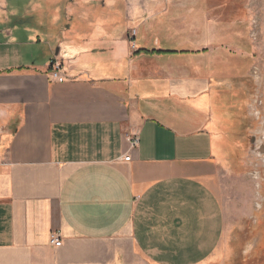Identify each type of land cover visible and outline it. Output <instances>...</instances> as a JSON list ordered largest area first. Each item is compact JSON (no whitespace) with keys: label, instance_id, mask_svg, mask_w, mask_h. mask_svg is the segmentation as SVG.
I'll list each match as a JSON object with an SVG mask.
<instances>
[{"label":"crops","instance_id":"crops-1","mask_svg":"<svg viewBox=\"0 0 264 264\" xmlns=\"http://www.w3.org/2000/svg\"><path fill=\"white\" fill-rule=\"evenodd\" d=\"M19 1L0 0V264L216 257L238 140L217 30L177 0Z\"/></svg>","mask_w":264,"mask_h":264},{"label":"rangeland","instance_id":"rangeland-1","mask_svg":"<svg viewBox=\"0 0 264 264\" xmlns=\"http://www.w3.org/2000/svg\"><path fill=\"white\" fill-rule=\"evenodd\" d=\"M177 1L183 13L196 12L200 25L217 30L225 95L221 104L238 136L219 185L226 216L222 247L203 264H264V0ZM101 3L108 0H85L83 5ZM51 4L67 6L65 0Z\"/></svg>","mask_w":264,"mask_h":264},{"label":"built area","instance_id":"built-area-1","mask_svg":"<svg viewBox=\"0 0 264 264\" xmlns=\"http://www.w3.org/2000/svg\"><path fill=\"white\" fill-rule=\"evenodd\" d=\"M134 34H135V31H134ZM51 67H52V69H51L50 75H51V77H53L54 80L60 82V81H64V80L67 79V77L63 73V64L62 63H59L58 60H54L52 62V66ZM128 142H129L130 147L134 148L139 143V137L137 135L129 136L128 137ZM124 159L129 161L130 160V155H126L124 157ZM51 242L53 244L59 245V244L62 243V237L59 236L58 233H53L52 234V238H51Z\"/></svg>","mask_w":264,"mask_h":264}]
</instances>
